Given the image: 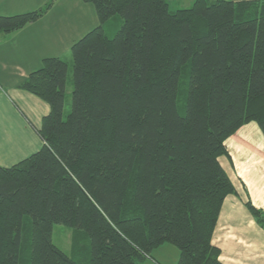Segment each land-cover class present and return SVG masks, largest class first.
I'll list each match as a JSON object with an SVG mask.
<instances>
[{
    "label": "trees",
    "instance_id": "1",
    "mask_svg": "<svg viewBox=\"0 0 264 264\" xmlns=\"http://www.w3.org/2000/svg\"><path fill=\"white\" fill-rule=\"evenodd\" d=\"M82 1L100 25L70 49L67 117L66 57L43 59L19 85L50 112L41 149L0 165V264H145L164 244L177 264H221L212 238L237 194L225 142L251 122L264 135V0L175 11L169 0ZM50 7L0 15V37ZM247 207L264 227V211ZM55 225L73 230L75 256L53 243Z\"/></svg>",
    "mask_w": 264,
    "mask_h": 264
},
{
    "label": "crops",
    "instance_id": "2",
    "mask_svg": "<svg viewBox=\"0 0 264 264\" xmlns=\"http://www.w3.org/2000/svg\"><path fill=\"white\" fill-rule=\"evenodd\" d=\"M84 3H68L66 20L74 16L72 10ZM42 19L0 37V165L4 167H11L41 149L43 142L37 130L50 112L48 103L19 89V85L42 66L43 59L63 57L67 46L74 44L72 40L64 46L53 40L48 43L39 34L42 30L38 25L46 18ZM225 145L229 156L221 157L220 163L237 194L227 196L223 203L212 245L220 250L221 264H264V227L247 207L250 201L264 211V135L259 125L251 122L232 134ZM167 245L170 244L155 249L145 264H177L179 250Z\"/></svg>",
    "mask_w": 264,
    "mask_h": 264
},
{
    "label": "rangeland",
    "instance_id": "3",
    "mask_svg": "<svg viewBox=\"0 0 264 264\" xmlns=\"http://www.w3.org/2000/svg\"><path fill=\"white\" fill-rule=\"evenodd\" d=\"M72 1L74 0H0V15L5 14L3 16H11L23 14L42 8L45 9V7L49 5L51 7L47 12L48 15L46 14L43 17V19H46L42 23H40V25H38V28L40 27L42 30V33L39 34L42 35L43 38L46 37L48 39V43L50 44H52V42L49 40H53L58 42V46H64L67 42H69V40H72V43L77 42L88 32L100 25L94 6L92 4L86 3H84V5H81L82 7L78 8L77 10H72L74 16H72L71 19L68 18L66 20L65 12H68L70 10L69 8L66 9V5H68V3ZM193 1L194 0H169L171 5L170 7L173 11L181 8H188L193 3ZM78 13L82 16L78 15ZM116 19L118 21L112 19V21H110V23L106 27L107 33L109 35H113L120 28L121 19H119V17H117ZM34 33H37V31L34 30ZM67 47L68 48L66 49V51L62 52L64 53L62 54L63 57H66V60L70 62L65 118L67 117L71 108V94L73 91V68L71 63L72 57L69 52V49L71 47ZM64 48H62V50ZM186 90L187 81L183 80L181 82L179 95V111L181 114H183V104L185 100ZM72 237V229L64 225H55L52 241L55 246L60 248L63 252L71 257L75 256L73 252L74 244ZM170 247L172 248V245Z\"/></svg>",
    "mask_w": 264,
    "mask_h": 264
}]
</instances>
